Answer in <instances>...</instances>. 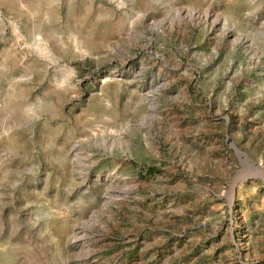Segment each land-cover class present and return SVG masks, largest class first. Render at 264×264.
Here are the masks:
<instances>
[{
  "label": "rangeland",
  "instance_id": "obj_1",
  "mask_svg": "<svg viewBox=\"0 0 264 264\" xmlns=\"http://www.w3.org/2000/svg\"><path fill=\"white\" fill-rule=\"evenodd\" d=\"M0 264H264V0H0Z\"/></svg>",
  "mask_w": 264,
  "mask_h": 264
},
{
  "label": "trees",
  "instance_id": "obj_2",
  "mask_svg": "<svg viewBox=\"0 0 264 264\" xmlns=\"http://www.w3.org/2000/svg\"><path fill=\"white\" fill-rule=\"evenodd\" d=\"M154 168L153 167H148L147 170L152 171Z\"/></svg>",
  "mask_w": 264,
  "mask_h": 264
}]
</instances>
